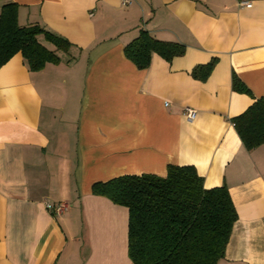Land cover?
<instances>
[{"label": "crops", "instance_id": "crops-1", "mask_svg": "<svg viewBox=\"0 0 264 264\" xmlns=\"http://www.w3.org/2000/svg\"><path fill=\"white\" fill-rule=\"evenodd\" d=\"M129 1L0 0L69 43L40 34L58 62L33 71L17 53L0 68V264H133L127 208L92 185L171 164L229 191L237 220L217 264H264V144L247 149L232 122L264 96V0ZM141 30L185 53L138 69L124 47Z\"/></svg>", "mask_w": 264, "mask_h": 264}, {"label": "trees", "instance_id": "trees-1", "mask_svg": "<svg viewBox=\"0 0 264 264\" xmlns=\"http://www.w3.org/2000/svg\"><path fill=\"white\" fill-rule=\"evenodd\" d=\"M17 12L18 5L13 2L1 7L0 68L17 53L33 71L58 62L55 52L42 45L37 36L42 34L59 49H66L69 43L38 25L20 26ZM153 53L170 62L185 53V46L157 40L141 30L124 47L125 57L138 69L150 65ZM216 62L213 58L196 66L193 76L205 80ZM232 89L250 94L236 76ZM232 122L247 149L264 144V96ZM92 193L127 208V250L133 264H217L224 257L237 220L227 187L205 188L203 178L191 165H168L164 177L144 173L97 182Z\"/></svg>", "mask_w": 264, "mask_h": 264}, {"label": "built area", "instance_id": "built-area-1", "mask_svg": "<svg viewBox=\"0 0 264 264\" xmlns=\"http://www.w3.org/2000/svg\"><path fill=\"white\" fill-rule=\"evenodd\" d=\"M238 4L240 6H246V7H251V3L250 1L248 0H237ZM130 1L129 0H121V4L122 5H127L129 4ZM183 114L184 116L186 117L187 120L191 121L193 120L196 115H197V111L193 108H190V107H186L184 110H183ZM45 206L48 210L52 211L54 214H59L61 213L62 211L65 210L66 208V204L65 203H57L55 205L49 203V202H45Z\"/></svg>", "mask_w": 264, "mask_h": 264}]
</instances>
